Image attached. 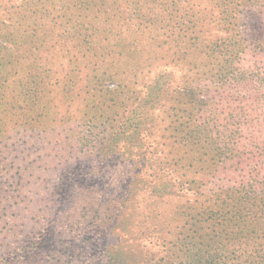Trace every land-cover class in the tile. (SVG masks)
Wrapping results in <instances>:
<instances>
[{
  "label": "rangeland",
  "instance_id": "1",
  "mask_svg": "<svg viewBox=\"0 0 264 264\" xmlns=\"http://www.w3.org/2000/svg\"><path fill=\"white\" fill-rule=\"evenodd\" d=\"M165 1L158 6L145 1L137 10L123 0L124 17L117 19L121 25H114L112 32L104 30L95 41L83 32L91 16L86 0H0V264L9 257L16 260L11 264H54L52 257L59 251L73 246L82 251V241L70 240L71 219L78 213L82 225L74 226L76 232L94 239L95 252L118 249L124 235L113 229L112 222L122 220L115 206L132 188H143L142 182L151 179L144 164L149 167L152 157L167 151L166 128L170 116L179 113L171 110L173 98L187 78L196 79L192 54L185 55V43L170 42L171 32L190 26L186 20L196 16V28L205 40L214 39L220 30H264V6L247 4L238 13L234 9L240 0ZM154 14L161 18L155 25L147 20ZM150 28L165 33L158 35V46L141 51L118 36L123 29ZM138 60L142 74L137 87L142 92L119 110L132 118L138 131L148 128L141 134L143 145L120 142L108 158L85 152L82 144L105 122L93 119L114 106V97L107 93L124 77L117 74ZM252 60L250 52L245 54L244 62ZM157 81L169 88L156 97L148 94L149 110L138 112L147 87ZM166 178L152 180L140 199ZM174 188L180 189L175 183ZM182 200L178 196L162 203L158 212L166 214ZM146 215L160 219L153 207L146 209L139 201L124 217L139 220ZM63 221L71 226L66 229ZM171 227L178 232V223ZM163 237L167 240V232ZM77 264L87 263L77 255Z\"/></svg>",
  "mask_w": 264,
  "mask_h": 264
},
{
  "label": "trees",
  "instance_id": "2",
  "mask_svg": "<svg viewBox=\"0 0 264 264\" xmlns=\"http://www.w3.org/2000/svg\"><path fill=\"white\" fill-rule=\"evenodd\" d=\"M95 1L92 5L86 0L91 16L83 32L86 39L96 41L104 30L112 32L114 25H121L117 19L123 18L124 12L123 0ZM133 1L127 0L129 9L136 5L138 10L145 1L153 6L166 3L165 0H136L131 5ZM240 1L234 9L238 13L247 4L255 8L264 6V0ZM79 5L87 12L82 1ZM139 15L145 16L142 10ZM233 19L235 23L238 21ZM147 20L155 25L161 18L154 14ZM186 21L191 25L171 32L169 39L175 45L185 43V55L192 54L196 79L187 78L173 98L175 104L171 110L179 113L170 116L171 122L166 128L170 141L167 151L152 157L149 167L144 164L151 179L142 182L143 188L138 185L132 188L133 192L115 206L122 220H114L113 229L117 228L126 237L121 236L120 246L114 251L95 252L94 239L82 238L76 232V227L82 225L78 213L71 219L70 240L82 241L84 248L80 251L73 246L59 251L52 257L54 264H77V255L87 264H264V30H220L214 39L205 40L196 28L197 16ZM120 33L117 35L129 48L141 51L158 46L157 37L165 31L123 29ZM249 52L254 60L247 63L243 59ZM141 65L138 60L117 74L124 77L119 79L113 93H107L114 97V106L93 119L97 123L101 119L105 122L99 125L90 141H84L85 152H100L103 158H108L120 142L135 141L143 145L141 134L148 128L138 131L132 118L122 116L119 110L142 92L137 87L141 81ZM168 88H164V81L148 86L145 100L139 102L144 106L137 111L149 110L148 94L156 97ZM162 175L168 178L154 185L150 196L140 199L141 190ZM133 177L136 180L138 176L134 173ZM174 183L180 189L174 188ZM178 196L183 199L178 206L166 214L158 212L162 203ZM139 201L146 209L153 207L160 219L155 221L157 215H146L139 220L124 217L126 209H132ZM75 210L79 212L78 207ZM149 216L152 220H148ZM173 223H178L176 233L171 230ZM106 224L107 221L103 228ZM71 225L62 223L66 229ZM164 232L169 236L167 240ZM14 260L9 257L1 262L11 264Z\"/></svg>",
  "mask_w": 264,
  "mask_h": 264
}]
</instances>
